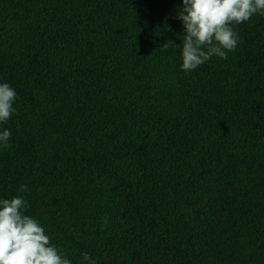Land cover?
Wrapping results in <instances>:
<instances>
[{"label": "trees", "instance_id": "16d2710c", "mask_svg": "<svg viewBox=\"0 0 264 264\" xmlns=\"http://www.w3.org/2000/svg\"><path fill=\"white\" fill-rule=\"evenodd\" d=\"M180 4L0 0V199L72 264H264V16L185 72Z\"/></svg>", "mask_w": 264, "mask_h": 264}, {"label": "clouds", "instance_id": "9594fccd", "mask_svg": "<svg viewBox=\"0 0 264 264\" xmlns=\"http://www.w3.org/2000/svg\"><path fill=\"white\" fill-rule=\"evenodd\" d=\"M257 14L264 16V0H181L175 17L184 33L181 68L185 72L195 70L213 56L227 59L239 43L235 26ZM16 98L8 83H0V123L15 111ZM10 136V130L0 131L5 148L10 146ZM27 190V186H20L21 192ZM27 208L22 196L0 199V264H72L51 243L45 228L26 214ZM82 257L88 264H95L89 253H82Z\"/></svg>", "mask_w": 264, "mask_h": 264}]
</instances>
